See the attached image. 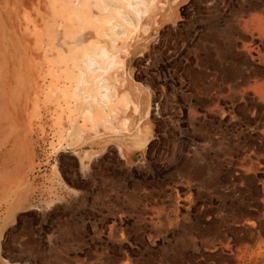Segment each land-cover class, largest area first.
<instances>
[{
  "label": "rangeland",
  "instance_id": "1",
  "mask_svg": "<svg viewBox=\"0 0 264 264\" xmlns=\"http://www.w3.org/2000/svg\"><path fill=\"white\" fill-rule=\"evenodd\" d=\"M68 1L0 0V62H8L2 74L9 76L13 95H23L34 164L18 182L6 155V171L0 172V264L69 259L66 250L80 232L75 227L103 203L112 211L120 209L122 198L103 195L107 187L156 183L158 174L171 177L177 171L182 180L180 173H189L181 186L188 190H181L191 193L177 201L175 216L207 212L214 232L222 227L227 210L223 188L229 183H236L234 190L259 210L256 181L264 185V0H154L147 17L114 43L98 35L105 26L70 9ZM85 25L87 32L97 33L93 37L99 45L122 59L109 81L111 89L128 97L121 102L112 94L110 103L93 102L94 121L82 112L86 103L73 85L60 86L64 75L72 80L68 64L73 40ZM54 37L62 41V50L52 46ZM64 66L69 67L65 73ZM35 76L38 86L33 89L26 84ZM104 114L110 124L103 122ZM5 138L0 142L6 143ZM205 184L209 189L197 192L207 197L193 200L194 189ZM17 197L23 205L18 210ZM172 224L152 239L154 246L173 242ZM214 234L206 238L208 243ZM104 235H97L99 246L109 239ZM128 240L124 232L118 237L122 247Z\"/></svg>",
  "mask_w": 264,
  "mask_h": 264
},
{
  "label": "crops",
  "instance_id": "2",
  "mask_svg": "<svg viewBox=\"0 0 264 264\" xmlns=\"http://www.w3.org/2000/svg\"><path fill=\"white\" fill-rule=\"evenodd\" d=\"M180 175L182 180H177L178 172L173 171L171 177L158 174L156 183L131 182L120 190L107 187L103 195L122 198L120 209L112 211L103 203L102 208L75 227L80 232L73 239V247L66 250L71 257L66 256L59 264H264V185L256 181L259 210L234 190L236 183L224 187L227 197L222 195V204L227 206L223 211L227 214L223 213L222 227L214 232L213 227L208 228L212 217L207 212L194 217L175 216L177 201L191 193L182 192L188 188L181 187L189 173ZM208 189L206 184L195 188L193 200L207 197L203 191ZM198 190L203 191L198 194ZM171 222L173 242L154 246L152 239L165 233ZM123 232L129 239L125 247L118 242ZM99 233L109 238L103 246H99ZM213 233L208 243L206 238Z\"/></svg>",
  "mask_w": 264,
  "mask_h": 264
},
{
  "label": "bare ground",
  "instance_id": "3",
  "mask_svg": "<svg viewBox=\"0 0 264 264\" xmlns=\"http://www.w3.org/2000/svg\"><path fill=\"white\" fill-rule=\"evenodd\" d=\"M153 1L154 0H69L68 6L72 10L74 9V10L80 11L82 15L84 13L86 18L93 19V21H95L94 23H97L99 26H102V25L105 26L106 27L105 31L103 33L101 32L102 34L96 29V31L99 33L98 35L104 37L105 39H108L109 42L114 43L116 38L121 37L123 35L127 36L129 34V30L134 28L135 24H137L138 21L141 20L142 17H147V15L149 14L148 12H151L150 8H151V4L153 3ZM141 6H143L144 9H141L142 8ZM121 7H123L126 10L125 13L122 12ZM92 8H96L97 12L93 13ZM102 12H107L108 14L112 16H109L108 14L101 15ZM82 15L80 17H82ZM99 26H98V30L100 29ZM86 27H89V25L82 26L83 30L82 32L80 31L81 34L79 33L80 35H78V38L73 40L74 42L72 41L73 42V46L71 50L72 54L70 58V63L68 64V66H71L70 69L73 75V77H71L72 80L67 81L66 78L68 76L64 75L65 77L63 78V81H61L60 86H62L63 88V87H66L67 85V87L70 86L72 88V85H73V88L75 90L74 89H71V90L72 91L74 90L75 95L77 97H80V100L82 99V101L86 103V107L83 109L82 112L86 114L88 118L94 121V120H97L98 117L96 116V113L94 111V107L92 105L93 102L100 103L102 105H104L105 103H110V101L113 98L112 94H116L117 95L116 97L120 99L118 101H121V102L127 100L128 97H126L127 93L123 94L119 90H116L113 88L111 89L112 86L110 85V81H109V79L112 77V74H110L112 73L111 71L117 69L119 65H121L120 63L122 62V59L118 57L115 58L109 50H107L104 46L99 45V42H97L94 39L95 36H98L97 33L95 34L93 31V33L95 34L94 36L90 32H87ZM124 28H126V31L120 32L121 29H124ZM116 29H119V30L117 31ZM55 38L56 37L53 38L52 46L57 47L60 50H62V47H61L62 41L60 40V38L59 39L56 38V41L54 42ZM63 47L65 48V46ZM1 62H0V86L2 87L3 91L1 90L2 92H0V137H3V138L7 137L5 138V139H8L6 140V143L10 145V148L7 149L6 143L0 142L1 143L0 144V172L6 171V167L4 166L7 161L6 155H8L11 158L12 163L14 164L11 170L13 171V176L16 180H18V182H20L25 179V176L27 175V173L30 172L34 167V164L31 158L32 153L30 150L32 148V142L30 138L28 137L30 135V129L29 127H27V125H25L23 114H22V109H23L22 104L24 103L20 101V98L22 99L23 95L22 96L15 95V94L13 95V89L11 90V80L9 76L2 74L3 70L5 69V64L8 62L7 61L5 62L4 59H3V62L2 63ZM68 66L63 67L62 69L63 73L69 70ZM30 77H28V84L26 85L29 87V84L32 83L34 87L33 89H35L38 86L37 80H35L36 76L33 78H30ZM29 79H32V80L29 81ZM84 93H88V94L84 95ZM12 97L14 98L12 99ZM14 99L17 101V103L13 105L14 102L11 103V101L12 100L14 101ZM101 118L103 119L104 123H107V124L111 123L107 114H104ZM136 139L137 138L133 136V140H135L134 143L137 141ZM10 141L12 143H10ZM18 143H21L20 145L21 149L16 147V144L18 145ZM142 144H145V141H143ZM84 155L85 156L88 155L87 151L84 152ZM95 156L96 154L92 155V157H95ZM31 190H32V187H31ZM22 206H23L22 197L21 199L17 197L16 204L14 207H16L18 210V208H21ZM7 264H11V263L8 262Z\"/></svg>",
  "mask_w": 264,
  "mask_h": 264
}]
</instances>
